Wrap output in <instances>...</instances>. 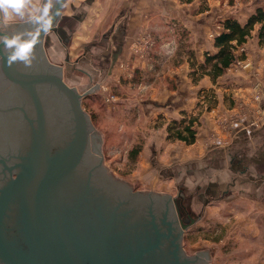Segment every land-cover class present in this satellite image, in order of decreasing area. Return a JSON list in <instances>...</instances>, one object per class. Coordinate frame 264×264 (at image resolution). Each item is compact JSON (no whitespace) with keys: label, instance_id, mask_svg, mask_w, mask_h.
Listing matches in <instances>:
<instances>
[{"label":"rangeland","instance_id":"rangeland-1","mask_svg":"<svg viewBox=\"0 0 264 264\" xmlns=\"http://www.w3.org/2000/svg\"><path fill=\"white\" fill-rule=\"evenodd\" d=\"M148 1L151 4L155 2L156 7H151L149 11L143 8L146 13L138 24V41L134 45L127 44L126 53L117 61L111 76L108 77L106 71H95L97 83L94 86H91L84 74L77 71L66 72L64 79L69 85L77 86L81 92L97 87L96 91L83 98L82 107L91 118L100 156L109 174L139 191H162L176 195L179 189L184 188L185 202L195 218L201 212V218H196L195 225L186 232V247L190 253L204 252L208 264H264V209L255 207L254 202L246 199L234 200L230 194L220 197L217 194L218 198L208 196L209 202L206 205L199 203L196 192L201 193L203 189H197L199 184L202 185L199 182L202 177L197 178L198 167L194 164L193 176L186 178L181 171L186 166H181L180 162V156L183 153L186 155V151L196 156V149L187 147L181 141L167 139L166 127L171 122L169 113H154V106L149 104V99L154 97L155 89L161 83L163 87L167 84L175 90L179 87L169 79L168 83L165 79L160 82V78L164 77L170 67L180 65L184 58L187 59L185 53L192 36L182 20H188V15L204 12L208 16L205 23L215 33L216 24L221 18L234 16L244 21L258 6H264V0H193L191 3L180 0ZM67 5L66 12H69L71 9ZM148 12L154 13L153 18L151 16L150 19ZM103 16L99 19L103 21L102 25L99 21L95 26L102 27L101 34L97 35L104 45L101 35L110 28L112 18L108 20V16ZM257 28L253 31L249 41L251 43L243 46L249 56L233 66L235 73L245 71L244 74L250 76L253 72L257 74L258 70L255 80L250 81L255 102H258L255 98L256 90H264V44L259 42ZM209 37L212 38L211 33ZM83 40L80 35L73 40L72 59L78 58L83 49L80 46ZM244 74L240 75L242 81L245 79ZM229 84H219L230 88L227 91L229 98H246L242 94L246 93L244 88L237 83ZM165 91L164 88L160 90L162 94ZM185 91L186 96L194 93L188 94V88ZM199 93L195 91L194 98H201ZM155 145L159 151L158 159L163 160V163L157 162V165L153 162L152 147ZM134 146H141L142 150L132 160L130 154Z\"/></svg>","mask_w":264,"mask_h":264},{"label":"water","instance_id":"water-1","mask_svg":"<svg viewBox=\"0 0 264 264\" xmlns=\"http://www.w3.org/2000/svg\"><path fill=\"white\" fill-rule=\"evenodd\" d=\"M64 3L65 0H57L53 8L51 29L57 25ZM24 27L27 25H0V31L11 34ZM47 33L38 35L33 63L29 67L19 62L8 63L0 54L1 71L13 83L5 94L4 102L9 105L15 100L18 105L15 104L14 108L23 111L17 117L8 111L0 113V125L12 128L0 133V170H9L4 182L0 180V262L112 264L100 253L102 235L98 234L97 241L89 246L66 225L67 211L74 207L60 202L57 214H52L53 195L62 198V185L73 183L82 191L99 194L108 201L115 214L131 212L140 219L147 211L154 214L156 210L150 193H132L125 183L107 172L91 118L82 107V99L93 90L81 92L77 86L66 82L62 66L51 62L47 55ZM65 112L69 114L65 115ZM66 127L71 132L70 137L68 132L65 134ZM90 142L95 147L94 152L89 151ZM3 146H6L5 150ZM7 151L11 156L6 155ZM99 182H106L108 186ZM19 192L24 193L23 221L32 251L30 257L15 250L3 235L6 208L10 199ZM186 228L184 225L181 234ZM130 263L132 261L122 264ZM203 264H208L207 259Z\"/></svg>","mask_w":264,"mask_h":264},{"label":"crops","instance_id":"crops-1","mask_svg":"<svg viewBox=\"0 0 264 264\" xmlns=\"http://www.w3.org/2000/svg\"><path fill=\"white\" fill-rule=\"evenodd\" d=\"M56 3L57 0H52L51 13ZM65 4H69L71 9L69 12H66ZM154 6L155 2L151 4L148 0H81L80 2L65 0L57 25L46 34L47 55L51 62L62 66L64 76L70 70L77 71L84 74L93 86L97 83L94 72L106 71L107 76H111L117 61L123 53H126L127 44L134 45L138 41L136 36L139 31L138 24L144 13ZM145 7L146 11L143 10ZM148 13L150 19L151 16L153 18L154 13ZM102 15L104 18L108 16V20L112 18L110 28L101 35L102 40L105 41L104 45L97 35L101 34L102 27L95 26ZM188 17H185L188 20H182V23L191 31V48L195 51L197 62L202 63L206 51H216L213 46L214 37L221 31V25L217 23L216 31L212 33L214 30H210L205 23L208 16L204 12L193 16L188 15ZM246 19L240 21L245 22ZM100 22L102 25L103 21ZM17 24L19 23L0 25ZM210 33L212 38L209 37ZM79 35L85 39L80 42L83 49L78 54V58L72 59L73 40ZM250 39L244 45L250 44ZM242 50L246 55L242 60H246L249 53L245 48ZM241 52L239 49L237 53L241 54ZM235 63L216 81L205 76L198 83H194L189 74L191 70L189 63L184 58L180 65L168 67L164 77L160 78V82H164V79L167 83L168 79L173 81L179 86L178 89L175 90L167 84L163 87L161 83V86L155 89L154 97L149 99V104L154 106V113L158 111L169 113L171 120L180 119L184 115L198 114L195 125L198 131L196 141L192 144L181 141L187 147L195 148L196 156L186 151V155L183 153L180 156V162L181 166H186L184 170L181 169L186 178L193 176L194 164L198 167L197 178L202 177L199 181L202 185L199 184L197 189H203L202 194L196 192L199 203L206 205L209 202L208 196L218 198L221 195L230 194L234 200L246 199L254 202L255 207L264 209V97L258 102L252 98L253 87L250 81L255 80L256 75L259 74L258 70L257 74L253 72L251 76L244 74L245 71H240L238 74L233 70ZM242 73L245 75L244 81L240 76H243ZM222 83L226 85L237 83L239 87L246 90V93H242L246 98L233 96L229 98L227 91L230 88L220 86L219 84ZM86 85L90 84L86 83ZM87 88L85 86V90ZM161 88L166 90L165 94L160 92ZM186 88H188V94L193 91L194 93L186 96ZM195 91L200 92L201 98H194ZM205 94H214L212 106L209 109L207 106H209L210 98L209 100L205 98ZM238 102H241V105H238ZM152 150L153 162L156 165L157 162L163 163L161 158L158 159L159 151L156 145L152 147ZM187 150L189 151V148ZM217 194H219L218 197ZM198 214L200 215L196 217L197 219L201 218V212Z\"/></svg>","mask_w":264,"mask_h":264},{"label":"flooded vegetation","instance_id":"flooded-vegetation-1","mask_svg":"<svg viewBox=\"0 0 264 264\" xmlns=\"http://www.w3.org/2000/svg\"><path fill=\"white\" fill-rule=\"evenodd\" d=\"M12 84L0 68V113L4 114L8 111L17 117L18 113H23V111L14 108L18 103H15V100L9 105L4 102V100L6 101L5 94L10 90ZM96 88V86L91 87L93 91H96ZM64 114H69V112ZM69 125L70 123H68ZM11 129V126L0 125L1 134ZM67 132L69 133L68 127H66L65 134ZM5 148L6 146H3V150ZM94 149V145L92 146L90 142L89 151L94 152ZM7 154L11 156L10 151H7ZM86 161L88 162V160ZM1 164L0 166H2ZM8 175L7 168L4 172L0 170L1 182H4ZM103 179L104 177L100 176V180L104 181ZM115 179L125 183L132 193H150L156 212L152 214L147 211V214L140 219L131 212L120 211L115 214L108 201L96 192L82 191L75 184L66 183L61 187L62 198L57 194L51 198L52 214L54 216L57 214L60 202L68 203L74 207L67 211L66 225L88 245L97 241L98 234L102 235L100 253L108 263L122 264L125 261H132L130 264H203V261L206 260L204 252L190 253L186 247V232L195 225L196 218L185 202L186 196L182 189H179L176 195L162 191H139L119 178ZM99 183L103 185L106 182ZM106 186H108L107 183ZM110 186L112 187V185ZM125 193L124 197H126ZM23 197L24 193L19 192L10 199L6 208L3 235L6 240L11 242L15 250L30 257L32 251L24 230ZM173 205L174 208H172ZM184 225L187 228L181 234ZM0 264L2 263L0 262Z\"/></svg>","mask_w":264,"mask_h":264},{"label":"trees","instance_id":"trees-1","mask_svg":"<svg viewBox=\"0 0 264 264\" xmlns=\"http://www.w3.org/2000/svg\"><path fill=\"white\" fill-rule=\"evenodd\" d=\"M180 1L185 3L193 2V0ZM219 23L221 25V31L216 34L213 43L216 51H206L204 62L198 63L195 51L191 48V44L189 43L187 46L188 50L185 54H187V61L191 69L189 74L194 83H198L205 76H209L213 81H216L227 72L232 64L238 60L244 59L246 57L244 50H242L241 54L237 52L239 49L243 48V45L252 37L256 27H258L259 42L260 44H264V6H258L255 11L248 16L245 22H241L234 16H228L220 19ZM205 98H208V100L210 98L208 102L209 106H207L209 109L212 106L214 94H205ZM197 121L198 116L188 115H184V117L180 119L171 120L166 127V138L172 141H183L187 144L194 143L197 139L198 132L195 127ZM141 150V146H134L130 154L131 159L135 160ZM217 240L219 241L220 239L218 238Z\"/></svg>","mask_w":264,"mask_h":264},{"label":"clouds","instance_id":"clouds-1","mask_svg":"<svg viewBox=\"0 0 264 264\" xmlns=\"http://www.w3.org/2000/svg\"><path fill=\"white\" fill-rule=\"evenodd\" d=\"M51 8L52 0H0V24L27 25L11 34L0 31V54L8 63L32 65L38 35L49 31L53 24Z\"/></svg>","mask_w":264,"mask_h":264},{"label":"built area","instance_id":"built-area-1","mask_svg":"<svg viewBox=\"0 0 264 264\" xmlns=\"http://www.w3.org/2000/svg\"><path fill=\"white\" fill-rule=\"evenodd\" d=\"M237 62V61H236ZM256 95H255V98L258 100V101H260L261 100V98H263V96H264V90H256Z\"/></svg>","mask_w":264,"mask_h":264}]
</instances>
